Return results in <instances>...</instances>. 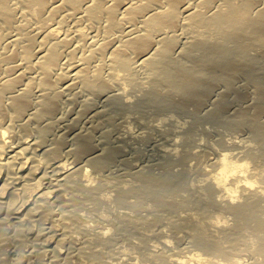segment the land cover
<instances>
[{"label":"bare ground","instance_id":"6f19581e","mask_svg":"<svg viewBox=\"0 0 264 264\" xmlns=\"http://www.w3.org/2000/svg\"><path fill=\"white\" fill-rule=\"evenodd\" d=\"M12 2L0 0L2 31H20L12 49L0 46V70L9 65L0 74V254L9 264H264V0H16L38 5L17 26ZM65 8L108 32L68 78L64 48L87 44L88 24L29 30L38 14ZM112 45L117 72L93 67ZM20 54L26 61L11 63ZM139 78L146 85L130 87ZM68 88L80 90L71 116L59 113ZM116 175L123 183L110 186ZM182 201L199 211L178 215ZM143 224L182 231L187 249L167 238L136 255L130 234ZM246 227L253 237L239 247Z\"/></svg>","mask_w":264,"mask_h":264},{"label":"rangeland","instance_id":"374dc122","mask_svg":"<svg viewBox=\"0 0 264 264\" xmlns=\"http://www.w3.org/2000/svg\"><path fill=\"white\" fill-rule=\"evenodd\" d=\"M16 0H13V2H12V4L15 2ZM110 1V0H109ZM14 7H16V9H17V7H18V9H17V11H16V14H17V17L18 18H16L15 20H16V22H15V25L17 24V23H19V22H21L22 20L24 21L25 20V18H26V16H22V17H24V19L22 18V17H20L24 12V10L26 11V8L28 9L27 10V12H29V13H33L34 15L36 14L37 15V11H34V10H36L37 9V4L36 3H33V4H31V5H29V6H27L26 8H23V7H21V6H19V5H17V3L15 2L14 3V5H13ZM20 10V11H19ZM21 10H23V11H21ZM32 10V12H30V11ZM66 12H65V11ZM64 10H62L61 12H63V13H59V15H56V17L55 16H52V17H50L51 15H49L48 16V19H47V15H46V18H44V20H41V21H39L40 19H42L41 17H39V14H38V16H35L34 18H33V20H30V23H29V30H33L32 32H34V31H36L37 32V30L40 28V26H44V24H47V23H50V24H54V23H56V24H61V23H63L64 21H65V23H63V24H65V25H63L62 24V26H63V29H62V31L63 32H67V31H71L70 29H72L73 27H74V25H76V24H78V23H82V22H84V23H86V24H88L87 25V32L89 33V35L86 37V39H87V41H88V43H87V41H86V43L87 44H85V45H82V47L81 48H79V49H77L76 50V52H72L71 51V46L70 45H68V46H66L65 48H64V53H63V55H64V58H62V61L65 63L66 62V64H64L63 63V68H64V71H63V68H62V70L61 71H63L62 73L63 74H66V75H64L65 76V78H68L69 77V75L71 74V73H69V72H67V70L68 71H70L71 69H72V67L74 66V65H76V64H78L79 62H81V60L83 59V55L87 52V51H89L91 48H92V46L93 45H95V41H97V43H96V45L99 43V42H103V41H105V39L108 37V32H107V27H106V25H105V23L106 22H100V24H98L97 22L95 23L94 21H90V20H87L86 18L84 19V18H81L80 17V14L78 15H75L74 17H72L71 15H69V14H67V13H69V12H67V10H66V8L64 9ZM69 11V10H68ZM19 12H23V13H20L21 15H19L18 16V14H19ZM35 12V13H34ZM37 12V13H36ZM66 13V14H65ZM65 17V15H66V17H68V18H66L65 17V19L63 20V19H61L60 17ZM68 15V16H67ZM62 17V18H63ZM20 18V19H19ZM21 18H22V20H21ZM35 18H38L37 19V21H36V19ZM51 18H56L55 20H52ZM81 18V19H80ZM34 19H35V21H34ZM50 19V20H49ZM69 19V22L67 21ZM83 19V20H82ZM19 20V21H18ZM21 20V21H20ZM48 20V21H47ZM61 20V21H60ZM32 21H34L33 23H31ZM59 22V23H58ZM69 24H68V23ZM35 23H37L36 25H35ZM103 23V24H102ZM32 24V25H31ZM38 24H40L39 26H38ZM18 25V24H17ZM16 25V26H17ZM33 25H35L36 27H37V30H36V27H34ZM14 26V24L13 25H11L9 28L8 27H6V31L4 32V31H2V30H5V27H0L1 29H0V35L2 34V32L4 33V35H1L2 37L3 36H8L9 34L8 33H10V31L13 29V32H11L10 34L11 35H9L8 37H6L5 38V40H4V37L3 38H0V41H2L1 43H0V46L2 47V50H3V48L4 49H8V50H10V49H12V46H11V43L13 42V41H10V40H12L13 39V37H16L17 36V31H18V27H13ZM33 26V28H35V29H32L31 27ZM68 26V28H65V27H67ZM182 25H180V27H178L176 30L177 31H179V32H177L176 30V32H177V34H179V33H181L182 32V27H181ZM90 27V28H89ZM7 28H8V30H7ZM31 28V29H30ZM9 29H11V30H9ZM14 29H17V30H14ZM69 29V30H68ZM2 31V32H1ZM16 31V32H15ZM39 31V30H38ZM117 31H118V39H117V41H116V44H119L120 43V39H123V38H120L121 37V34H122V32L120 31V30H118L117 29ZM181 31V32H180ZM20 31H18V33H19ZM36 32H34V33H36ZM175 32V33H176ZM7 35H6V34ZM13 33V34H12ZM117 34V33H116ZM16 35V36H15ZM68 36V39H70L71 37H73L71 34H69V35H67ZM182 37V36H181ZM8 38V39H7ZM9 38H12V39H10L9 40ZM97 38V40H95ZM7 39V40H6ZM6 42V43H5ZM7 42H9V43H7ZM76 42H78V37H77V39L76 40H74V44L76 43ZM4 43H5V45H4ZM114 43H115V41H114ZM4 46V47H3ZM7 46L9 47V48H7ZM11 46V47H10ZM1 47H0V50H1ZM1 50V51H2ZM112 50H113V45L110 47V49L106 52V54H104L103 56H98V58H97V56H96V58L93 60V67L95 66H97L99 63L98 62H100V61H102V62H106V65H107V67L108 68H110L112 71H114V72H117V70H118V65L115 63V62H113V60H112ZM0 51V52H1ZM4 51V50H3ZM63 57V56H62ZM25 57L22 55V54H20V55H18V57H16L13 61H11V63L12 62H16V63H22V62H25L26 61V59H24ZM64 59V60H63ZM94 63H95V65H94ZM62 67V66H61ZM65 67H66V69H65ZM9 72V65H6L3 69H1L0 70V74H2V75H5V74H7ZM66 72V73H65ZM30 76H32V75H30V74H27V76H26V78H25V80L24 81H27L28 79H30L31 77ZM29 81V80H28ZM27 81V82H28ZM25 83V82H24ZM64 83V81L62 80V79H59V82H58V87L61 89V88H63L62 87V84ZM148 84V83H147ZM132 85L133 86H131L130 85V87H132L133 89H135L136 88V90H137V88L138 89H141L142 88V86H144V85H146V81H145V78H139L137 81H135L134 83H132ZM135 87V88H134ZM74 89H76V90H74ZM65 90V89H64ZM79 89L78 88H73V89H71V88H68L65 92H64V95H63V99H61V101H62V104H64V105H62L61 104V106H60V109H59V113L60 114H62V113H65V114H68V116H71V115H73V114H71V108L73 107H75L76 109L75 110H77V106H79V101H78V105L76 104V102L74 103L73 101H74V99H73V94H75L74 92H76V91H78ZM80 91V90H79ZM65 93H66V95H65ZM84 94V93H83ZM81 92H80V94H79V96H81V99L84 97V95H83ZM7 96L8 97H6L7 99V101L9 100V96H10V94H7ZM83 96V97H82ZM72 97V98H71ZM63 101H64V103H63ZM72 104V105H71ZM63 106V107H62ZM68 107H70V108H68ZM63 108V109H62ZM149 108V109H148ZM147 109H148V112H147V109H146V112L147 113H149V114H147V115H149V117H151L150 119H152V117H154L155 118V110H153V108L151 109L150 107H148ZM67 109V110H66ZM68 109H70V110H68ZM151 109V110H150ZM62 110H65V112L63 111L62 112ZM152 110H153V113H152ZM68 112H70V113H68ZM72 113H74V114H76V111H73ZM70 114V115H69ZM151 114V115H150ZM210 124V123H209ZM217 125V127H218V125H219V128L220 129H223V130H225L227 133H228V130H229V132L232 130H230V128H228V130H226L227 128H226V126L223 128V125L222 126H220L221 124H215L214 123V126H216ZM172 125H170V127H171ZM226 128V129H225ZM224 131V132H225ZM225 132V133H226ZM226 133V134H227ZM125 178V176L124 175H121V176H119V175H116V176H112V177H109L107 180H106V182L110 185V186H113V187H116L117 185H119V184H122L123 183V179ZM9 188H11V186H9ZM86 201H89V200H86ZM22 202V199L21 198H19L18 199V201H17V203H21ZM145 206H148L149 205V200H145V204H144ZM184 211H186V212H191V211H199L198 210V208H195V207H193L192 205H191V203H187V202H181V204L179 205V208L177 209V214L178 215H181V214H183L184 213ZM142 213H147V210L146 209H143V212ZM177 221H180L179 219L177 220ZM167 229H168V227H164V226H162V225H156V224H143L142 226H140L139 228H137V231L136 232H134V233H132V234H130V236L132 237V239H134V240H136L137 239V241L140 243V244H138V247L137 248H135L134 249V251H136L135 253H136V255H138V254H145V253H152V252H155V250H154V246L152 245V244H154L155 242H160V241H164L165 239H167V238H172V239H174V240H176L178 237H179V242H180V246L181 247H183V248H185V249H187V247L186 246H188L189 245V241H190V239L188 238V237H186V236H184L183 237V232L182 231H180V232H177V233H171L170 231H167ZM248 229L249 230H251L250 228H244L243 229V231L245 232V236L242 238V240H240V241H235L234 243H236L237 245H240L239 247H245L246 246V244H247V242L248 241H250L251 239L250 238H252L253 237V234L250 232V231H248ZM247 232V233H246ZM248 233H250V234H248ZM248 234V235H247ZM252 234V235H251ZM182 235V236H181ZM250 235V236H249ZM248 237V238H247ZM250 237V238H249ZM248 239V240H247ZM125 240H128L127 239V237H125V239H122L119 243H122V242H124ZM246 240V241H245ZM81 241H84V239H81ZM246 243V244H245ZM227 245H229L230 243H226ZM130 247H132V244H128ZM191 247H193V246H191ZM30 247L29 246H23V249H29ZM87 250H89V248H87ZM78 251V250H77ZM76 251V252H77ZM0 256L1 257H3V258H5V259H7L5 262L7 263V264H9V263H11V261H12V258H7V254H6V252H3V253H1L0 254ZM10 256V255H9ZM234 259V258H233ZM35 260V259H34ZM74 261H75V263L74 264H80V261H79V259H77V257L74 259ZM89 259L87 258V264H91V262L89 263ZM146 261V260H145ZM147 262V261H146ZM149 262V261H148ZM34 264H37L35 261H34ZM39 264V263H38ZM144 264H148V263H144Z\"/></svg>","mask_w":264,"mask_h":264}]
</instances>
